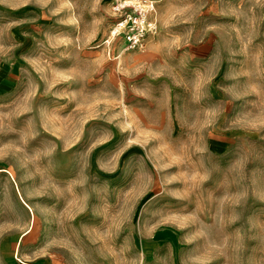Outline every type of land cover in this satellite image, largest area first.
Here are the masks:
<instances>
[{"label": "rangeland", "instance_id": "obj_1", "mask_svg": "<svg viewBox=\"0 0 264 264\" xmlns=\"http://www.w3.org/2000/svg\"><path fill=\"white\" fill-rule=\"evenodd\" d=\"M0 264H264V0H0Z\"/></svg>", "mask_w": 264, "mask_h": 264}, {"label": "built area", "instance_id": "obj_2", "mask_svg": "<svg viewBox=\"0 0 264 264\" xmlns=\"http://www.w3.org/2000/svg\"><path fill=\"white\" fill-rule=\"evenodd\" d=\"M136 2L139 3L141 1ZM143 4L145 7L140 6V10L137 12L122 11V8L126 5L124 2H120L114 6L116 10L120 11V14L112 26V31L122 36L126 45L130 48L141 46L146 32L154 28V21L150 20L147 16V12L150 11L153 6L148 4V2Z\"/></svg>", "mask_w": 264, "mask_h": 264}, {"label": "bare ground", "instance_id": "obj_3", "mask_svg": "<svg viewBox=\"0 0 264 264\" xmlns=\"http://www.w3.org/2000/svg\"><path fill=\"white\" fill-rule=\"evenodd\" d=\"M32 225V224H31Z\"/></svg>", "mask_w": 264, "mask_h": 264}]
</instances>
